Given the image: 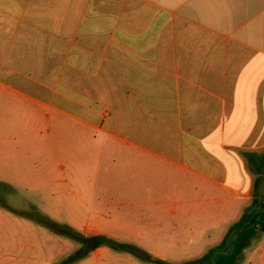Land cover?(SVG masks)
<instances>
[{
  "label": "crops",
  "instance_id": "1",
  "mask_svg": "<svg viewBox=\"0 0 264 264\" xmlns=\"http://www.w3.org/2000/svg\"><path fill=\"white\" fill-rule=\"evenodd\" d=\"M67 123L63 150L53 139ZM36 138L53 142L24 145ZM105 150L116 167L103 165ZM68 154L84 168L62 163ZM260 158L264 0H0V181L93 202L116 200L114 177L149 189L177 177L154 204L170 201L187 230H202L196 220L248 210L229 203L264 201ZM80 229L84 241L103 233L99 221ZM260 233L248 247L264 248Z\"/></svg>",
  "mask_w": 264,
  "mask_h": 264
},
{
  "label": "rangeland",
  "instance_id": "2",
  "mask_svg": "<svg viewBox=\"0 0 264 264\" xmlns=\"http://www.w3.org/2000/svg\"><path fill=\"white\" fill-rule=\"evenodd\" d=\"M12 114L10 111L9 115ZM69 127L68 123L63 125L57 139H53L61 142L63 150L69 149L71 143L73 146ZM77 132L84 133V130L77 128ZM24 141L25 146L36 148L48 147L53 142L47 140L43 144L39 138ZM75 146L77 151L85 150V139H77ZM8 148L14 149L11 145ZM115 158L105 150L103 165L116 167ZM73 160L68 154L62 158V163L72 161L70 165L78 168L85 164L84 157ZM67 177L60 176V179L64 181ZM176 180L177 177L171 187L128 188L117 186L114 177L115 185L109 193L116 200L111 201L108 196L93 202L88 196L85 200L45 196L39 193L42 190L40 183L35 192H31L19 183L0 181V264H63L68 260L67 264H216L221 255L219 246L231 227L242 219V214L230 222L220 220L214 225L205 224L206 220H196L194 227L200 226L202 230H187L185 219L172 214L173 203L154 204V197L160 194L156 193L157 189L164 193L176 192ZM120 198H123V204H120ZM124 203L128 205L124 206ZM228 205L239 211L249 209L252 202L234 201ZM100 214L104 217L99 218ZM106 217L115 223L113 230H107ZM96 220L102 224L103 233L94 231L89 238H98V246L105 247L100 257L81 253L85 244L84 230L80 228L87 221L98 222ZM121 222L129 223L131 227L125 229ZM258 236L264 238V233ZM247 247L236 264H249L250 257L253 258L251 264H262L264 248Z\"/></svg>",
  "mask_w": 264,
  "mask_h": 264
},
{
  "label": "trees",
  "instance_id": "3",
  "mask_svg": "<svg viewBox=\"0 0 264 264\" xmlns=\"http://www.w3.org/2000/svg\"><path fill=\"white\" fill-rule=\"evenodd\" d=\"M256 166L259 173H262L264 158H260L256 162ZM258 232L264 233V201L255 197L251 207L246 211L242 219L231 227L228 236L219 246L221 255L219 259H216V264H236L242 251ZM68 261L63 264H67ZM156 264L166 263L157 262Z\"/></svg>",
  "mask_w": 264,
  "mask_h": 264
},
{
  "label": "water",
  "instance_id": "4",
  "mask_svg": "<svg viewBox=\"0 0 264 264\" xmlns=\"http://www.w3.org/2000/svg\"><path fill=\"white\" fill-rule=\"evenodd\" d=\"M97 248L96 238H90L89 241L85 244V247L82 250L83 254H90Z\"/></svg>",
  "mask_w": 264,
  "mask_h": 264
},
{
  "label": "flooded vegetation",
  "instance_id": "5",
  "mask_svg": "<svg viewBox=\"0 0 264 264\" xmlns=\"http://www.w3.org/2000/svg\"><path fill=\"white\" fill-rule=\"evenodd\" d=\"M88 241H89V239L85 240V241H84V244H86ZM96 241H97V243H98L97 238H96ZM81 253H82V251H81Z\"/></svg>",
  "mask_w": 264,
  "mask_h": 264
}]
</instances>
